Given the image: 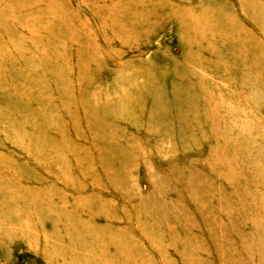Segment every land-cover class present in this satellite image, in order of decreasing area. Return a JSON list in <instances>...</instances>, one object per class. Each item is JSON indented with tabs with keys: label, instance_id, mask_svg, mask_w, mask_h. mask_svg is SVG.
Here are the masks:
<instances>
[{
	"label": "rangeland",
	"instance_id": "374dc122",
	"mask_svg": "<svg viewBox=\"0 0 264 264\" xmlns=\"http://www.w3.org/2000/svg\"><path fill=\"white\" fill-rule=\"evenodd\" d=\"M0 264H264V0H0Z\"/></svg>",
	"mask_w": 264,
	"mask_h": 264
},
{
	"label": "bare ground",
	"instance_id": "6f19581e",
	"mask_svg": "<svg viewBox=\"0 0 264 264\" xmlns=\"http://www.w3.org/2000/svg\"><path fill=\"white\" fill-rule=\"evenodd\" d=\"M175 101H178V98L177 97H175V99H174Z\"/></svg>",
	"mask_w": 264,
	"mask_h": 264
}]
</instances>
